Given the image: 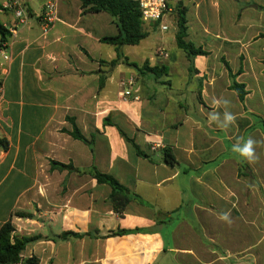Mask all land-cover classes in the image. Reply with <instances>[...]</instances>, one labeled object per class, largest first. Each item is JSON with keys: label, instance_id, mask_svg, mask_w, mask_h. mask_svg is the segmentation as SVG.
Instances as JSON below:
<instances>
[{"label": "crops", "instance_id": "0c3cea01", "mask_svg": "<svg viewBox=\"0 0 264 264\" xmlns=\"http://www.w3.org/2000/svg\"><path fill=\"white\" fill-rule=\"evenodd\" d=\"M49 1L22 0L27 22L7 43L9 60L0 57V138L9 142L0 150V229L12 222L13 236L42 237L21 257L39 264H264V146L251 164L232 152L241 137L264 139V0H184L185 41L208 53L192 59L177 42L147 54L145 39L107 44L103 38L119 34L115 19L80 0H53L57 20L46 29L40 17ZM2 14L5 27L14 25L12 13ZM173 17L166 24L176 40ZM159 28L145 23L149 35ZM123 65L136 74L123 73ZM234 83L245 86L244 101ZM128 89L132 96L124 98ZM214 99L231 101L235 125L209 120L226 110ZM165 149L175 164L165 161ZM97 172L129 191L122 213ZM224 212L231 223L219 218ZM120 230L127 232L110 235ZM66 232L82 237L55 240Z\"/></svg>", "mask_w": 264, "mask_h": 264}, {"label": "trees", "instance_id": "16d2710c", "mask_svg": "<svg viewBox=\"0 0 264 264\" xmlns=\"http://www.w3.org/2000/svg\"><path fill=\"white\" fill-rule=\"evenodd\" d=\"M83 8L89 12L99 13L106 12L112 16L119 26V34L116 36L105 37L102 41L107 44L116 46H136L141 41L146 39L149 35L145 29V22L142 20L141 10L137 0H80ZM1 8V5H0ZM177 26L178 31L176 34V42L179 48L184 50L188 56V59H192L196 56H205L208 53L202 48H196L192 43L186 42L187 34V19L186 8L179 6L177 9ZM11 39V35L6 27L0 22V48L3 44L8 43ZM114 61L112 64H116ZM149 72L157 73V68H149L146 64L144 66ZM232 88L236 91L240 101H244L246 97L245 86L243 84L234 83ZM73 136L77 139L87 142L82 135L77 131L73 133ZM129 140V139H128ZM9 148V142L6 139L0 138V150L6 151ZM137 148V147H136ZM165 161L173 165L175 159L169 149L164 151ZM62 168H66L64 165H60ZM95 177L101 184H107L112 188L111 202L113 204L116 213H122L125 206L131 201L132 197L129 195V191L122 186L113 176L107 174L96 173ZM16 216L21 218H31L32 215L25 212H17ZM15 231L12 222H7L0 229V264H39V259L36 257L23 259L21 253L26 247L41 240L40 236L32 237H16L13 236ZM127 231L120 230L117 232H111L110 235H122ZM92 236L91 234H88ZM95 236V235H94ZM70 237H82V235L75 234L73 232H66L61 237L55 238V240H67Z\"/></svg>", "mask_w": 264, "mask_h": 264}, {"label": "built area", "instance_id": "2783aa9c", "mask_svg": "<svg viewBox=\"0 0 264 264\" xmlns=\"http://www.w3.org/2000/svg\"><path fill=\"white\" fill-rule=\"evenodd\" d=\"M141 10L142 20L145 23H160L161 29L167 31L169 26L166 21L172 18L173 13H177V9L181 6L184 0H137ZM12 13L15 22L14 25L6 27L11 37H16L18 28L25 25L28 19V12L22 0H6L1 8L0 13ZM58 9L55 1H49L44 5L43 12L41 14V21L44 28L49 29L52 24L57 20ZM173 21L177 23V19L173 17ZM7 43L3 44L0 48V57L5 61L9 60V56L6 54ZM162 57H167V53L164 50H160L157 53ZM6 74V68L0 63V107L3 104V84L2 79ZM123 86L132 85V80L123 81ZM132 96V92L128 89L124 91V98ZM137 100L138 97H135Z\"/></svg>", "mask_w": 264, "mask_h": 264}, {"label": "clouds", "instance_id": "9594fccd", "mask_svg": "<svg viewBox=\"0 0 264 264\" xmlns=\"http://www.w3.org/2000/svg\"><path fill=\"white\" fill-rule=\"evenodd\" d=\"M212 103L216 107L222 105L226 110L223 112L222 119H221V114L219 112L216 111L210 112L209 120L211 122H216L220 127H223L225 129L236 124L237 115L227 110L231 106L230 100L214 99ZM241 140L243 141V143L240 142ZM257 146H264V139L254 140L253 138L249 137L246 140H244V138L241 137L237 141V143H235L232 146V152L238 154L240 158L251 164L259 160V156L256 153ZM219 218L222 221L231 223L229 212L222 213Z\"/></svg>", "mask_w": 264, "mask_h": 264}, {"label": "rangeland", "instance_id": "374dc122", "mask_svg": "<svg viewBox=\"0 0 264 264\" xmlns=\"http://www.w3.org/2000/svg\"><path fill=\"white\" fill-rule=\"evenodd\" d=\"M27 10V9H26ZM28 12V11H27ZM29 16V15H28ZM8 19L5 14L0 13V22H6ZM175 27L171 26L169 27L168 31H163L161 28L159 29H153L150 32V35L147 39H145L142 42V54H147L149 49H154L159 46L164 47L167 50H170L172 48H176V40H175ZM110 47V46H108ZM131 58V56H130ZM131 60H133L131 58ZM137 62H139L137 60ZM126 70H129V73L136 74V71L132 68H127L125 65L122 66L123 73H126ZM118 76V74H117Z\"/></svg>", "mask_w": 264, "mask_h": 264}]
</instances>
